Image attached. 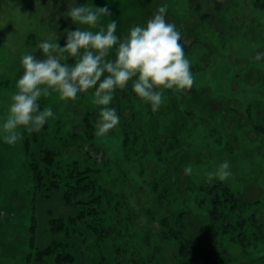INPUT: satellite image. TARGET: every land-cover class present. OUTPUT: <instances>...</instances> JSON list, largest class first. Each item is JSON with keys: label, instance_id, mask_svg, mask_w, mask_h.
<instances>
[{"label": "rangeland", "instance_id": "1", "mask_svg": "<svg viewBox=\"0 0 264 264\" xmlns=\"http://www.w3.org/2000/svg\"><path fill=\"white\" fill-rule=\"evenodd\" d=\"M256 1L223 0L225 5L233 3L234 7L227 17H221L211 0H76L78 5H107L112 16L102 18V24L106 26L115 20L117 35L126 34L131 26H143L161 5L167 4V19L182 33L192 73L196 65L200 68V74H193V88L185 93L166 90L160 108V112L167 105L174 108L164 130L186 142L165 150L164 163L170 173L177 166L183 168L175 181L179 180L178 185L187 189L190 196L186 190L167 195L163 201L158 199L157 194L172 183V179L166 177L168 173L164 176L166 166L155 151L142 157L133 156L131 162L124 161L119 124L108 134L98 135L93 150L87 147L74 155L93 165L94 157L102 159L99 164L108 168L103 173V185L115 196L112 203L123 200L119 219L126 218L131 224L134 218L130 229L136 235L128 231L127 240L135 239V244L128 243L124 237L132 249L120 254L118 247L104 243L103 253L110 256L107 264H176L170 245L157 244V248H153L146 244V235L157 231V219L166 214L167 209L174 213L182 209L189 211L190 234L196 241L203 242L208 236L207 211L193 198L203 186L221 181L213 177L209 182L207 174L224 161L229 162L232 176L221 183L230 186L248 204L244 216L254 213L258 221L248 222L244 240L248 246L240 242V237L233 241L231 232L216 236L225 251L222 258L226 264H264V131L255 129L254 123L259 122V117L247 111L249 105L252 112L264 104V57L255 59L257 53H264V9L257 7ZM69 3L70 0H0V129L6 118L10 93L15 91L16 75L22 70L21 56L33 54L42 41L55 42L56 35L60 44L65 41V29H76L77 25L64 15ZM205 15L209 16L203 19ZM210 20H213L212 25ZM93 92L91 89L74 101L62 100L55 92L40 99L53 111V123L61 119L68 128L77 130L82 113L99 114L100 106L92 103ZM189 109L193 111L192 118L185 117ZM130 112L129 108L125 111L126 119ZM262 115L264 117V111ZM97 119L98 116L95 122ZM155 127L154 124L153 130ZM25 161L21 150L4 143L0 135V264H26L27 227L34 222L30 218L33 195ZM188 165L193 168L191 175L184 172ZM123 176L130 182L121 187ZM155 181L159 183L158 193L151 190ZM36 203L38 221L35 224L38 246L42 247L52 239L48 233L49 220L74 211L58 196L49 200L40 197ZM81 231V237L76 238L80 250H86L84 255L81 253V262L91 264V258L96 260L99 255L97 240L88 229L82 227Z\"/></svg>", "mask_w": 264, "mask_h": 264}, {"label": "trees", "instance_id": "2", "mask_svg": "<svg viewBox=\"0 0 264 264\" xmlns=\"http://www.w3.org/2000/svg\"><path fill=\"white\" fill-rule=\"evenodd\" d=\"M211 1L216 4V10L221 17H227L226 14L234 7L233 3L225 5L223 0ZM255 5L260 7L261 10L264 9V0H257ZM208 16L205 15L203 19ZM209 22L212 25L213 20ZM61 25H63L62 21ZM64 43L65 41H61L60 45L63 46ZM184 50L188 51V48L184 46ZM33 54L37 55L38 58H43L39 49ZM63 62L71 64L74 63V60L67 59ZM200 64L203 65V63ZM198 67L196 65L192 68L195 71L193 74L196 75L200 72ZM22 74L23 69L16 75V79ZM162 91L163 95L166 96V90ZM84 95V93L78 94L77 99ZM39 103L41 110L47 107V104L42 102L41 99ZM258 104L260 103L257 102ZM260 105L259 110L255 109V105L253 107L255 110L252 112V105L247 108L249 115L255 113L259 117V122L254 123L255 129L259 132L264 131V117L262 115L264 104ZM112 107L117 109L120 116L119 126L122 134L121 145L124 149V161L131 162L133 156L142 157L155 151L156 157L166 166L164 176L168 173L166 177L172 179V183L170 187L159 194V183L155 181L151 186V190L158 193L157 197L161 201L167 195L172 196L174 192H186L187 189L178 185L179 180L175 181L183 168L177 166L170 173L168 166L164 163V160L167 159L163 156L165 150L178 148L177 145L186 143L182 137L164 130L166 128L165 124L169 121L167 120L169 113L173 112L174 108L167 105L161 112L160 109L153 112L150 103L136 97V94L132 91L131 81L125 89L115 92ZM128 108L131 109V112L129 118L126 119L124 113ZM192 113V109L186 110L185 117L192 118ZM97 116L98 114L92 111L82 113V116L78 118L80 123L78 128L80 129L77 130L68 128L65 121L61 119L56 124L53 123V117L49 118L39 132L29 134L24 129L20 130L23 138L15 144V147L19 151L21 150L24 160H26L25 165L30 172L29 183L33 195L30 218L34 223L30 225V228L27 227V249L29 251L25 261L26 264H49V262L52 264H82L81 253L84 255L86 250H80V246L76 242V238L82 235V227L88 229L89 233L94 235L97 240L99 255L96 260L91 258V264L108 263L107 260L110 259V256L103 253L104 243L110 242L113 248L118 247L120 254L123 250L130 252L132 248L128 247V243L135 244V239L127 240V236L130 234L128 231L132 232L133 230L130 228L133 227L134 218H131V224L127 223L126 218L119 219L121 218L120 209L123 200L119 197L121 201L116 198L117 202L112 203L115 196L103 185V173L108 168H104L99 164L102 159L94 157L96 163L92 161L93 165L86 163L85 159L75 158L74 156L76 152H83L84 148L87 147L93 150L99 138L95 129ZM163 118H166V120H162ZM153 123L156 125L155 130H153ZM121 182L123 183L121 187H123L129 184L130 179L123 176ZM116 195L119 196L120 191L116 192ZM195 195L193 198L195 202L207 211L205 218L208 222V236L204 241L198 242L190 234L189 211L182 209L178 213H174L173 210L167 209V213L157 219V231L146 235V244L153 248H157V244L170 245L176 264H226V261L222 258V254L225 253L223 244L219 243L216 236L231 232L233 241L236 242V238L240 237V242L244 246H248V243L244 242L248 234L246 232L248 222L255 224L258 220L254 217V213L250 214L249 217L244 216L248 204L230 186L222 184L221 181L208 183L198 190ZM55 196H58L61 202L71 207L74 212L70 215L52 217L49 220L48 233H50L52 239L48 244L40 247L38 246L37 237L38 227L35 224L38 221L36 202L40 197L43 200H49L55 198ZM124 202L127 205L129 204L128 200ZM146 210H148V207ZM122 224L124 227L121 226ZM134 234L136 235L135 232ZM124 237L128 243L125 242ZM132 237L134 238V236ZM112 238L115 239L117 244H115V241V243L112 242Z\"/></svg>", "mask_w": 264, "mask_h": 264}, {"label": "clouds", "instance_id": "3", "mask_svg": "<svg viewBox=\"0 0 264 264\" xmlns=\"http://www.w3.org/2000/svg\"><path fill=\"white\" fill-rule=\"evenodd\" d=\"M168 5H161L143 26H131L124 35H117V22L106 26L102 18L111 17L107 5H78L70 0L67 17L77 25L65 29V43L42 41L38 49L43 58L24 54L20 58L23 74L10 93L6 118L0 129L4 143L15 146L22 140L21 129L29 134L39 132L54 116L49 107L41 110L39 100L57 93L62 100L74 101L78 94L94 89V105L100 106L95 122L96 135L103 136L115 129L120 116L110 104L117 90L132 82V91L140 100L150 103L153 112L164 103L162 90L174 93L190 91L195 83L191 61L186 58L182 33L167 19ZM114 56V58H113ZM264 57L257 53L256 60ZM67 59L74 63L63 62ZM186 175L193 168L185 166ZM208 181H221L232 176L230 164L224 161L208 172Z\"/></svg>", "mask_w": 264, "mask_h": 264}]
</instances>
